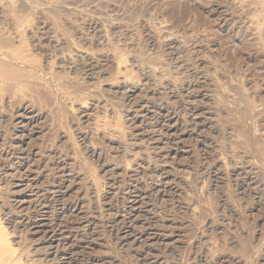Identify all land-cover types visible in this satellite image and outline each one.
<instances>
[{
  "label": "rangeland",
  "instance_id": "obj_1",
  "mask_svg": "<svg viewBox=\"0 0 264 264\" xmlns=\"http://www.w3.org/2000/svg\"><path fill=\"white\" fill-rule=\"evenodd\" d=\"M0 35V264H264V0H0Z\"/></svg>",
  "mask_w": 264,
  "mask_h": 264
},
{
  "label": "bare ground",
  "instance_id": "obj_2",
  "mask_svg": "<svg viewBox=\"0 0 264 264\" xmlns=\"http://www.w3.org/2000/svg\"><path fill=\"white\" fill-rule=\"evenodd\" d=\"M4 28V27H3ZM5 31H7V30H5L4 29V33H5ZM11 31V30H10ZM22 31V30H21ZM8 33V32H7ZM2 34V33H1ZM1 36V35H0ZM15 39V38H14ZM7 40H9L8 38H7ZM6 39H4V43H1V42H3V41H0V64L1 65H5L6 64V62L8 63V65L7 66H5V67H2V68H0V85H3V86H5V85H8L9 84V82H10V84H11V81L13 82V80L14 79H16V78H18L17 76L18 75H20L19 74V71H20V73H21V70H19V69H17L15 66L17 65L16 63H14V64H11L10 65V63H11V61H14V60H18V61H24L23 63H26V61H27V63H30V62H28V57L30 56L29 54H28V56H26V55H24L23 54V52L22 51H24V50H18V49H16V48H20V47H14V46H12L11 44H10V42H11V39H10V42H8V41H6ZM14 41V40H13ZM19 42H21V41H19ZM12 44H13V42H12ZM14 45V44H13ZM17 45V44H16ZM14 47V48H13ZM25 47V46H24ZM23 47V48H24ZM27 52H29V50L27 51ZM11 60V61H10ZM32 60V59H31ZM10 62V63H9ZM15 62V61H14ZM19 64V63H18ZM20 65H22V63L20 64ZM27 64H25V66H26ZM30 66H31V64H29ZM18 67V66H17ZM32 67V66H31ZM36 67V66H35ZM22 68H24L23 66H22ZM28 68V67H27ZM19 70V71H18ZM24 70V69H23ZM28 70H30V69H28ZM33 70V69H32ZM76 70V69H75ZM33 71H35V70H33ZM28 71L26 70V73H27ZM37 72V71H36ZM39 72V71H38ZM41 72V71H40ZM30 73V72H29ZM24 74V73H23ZM31 74H32V72H31ZM34 74V73H33ZM25 76V75H24ZM36 77V76H35ZM38 78V77H37ZM46 78V77H45ZM56 78V77H55ZM24 79H27V78H25L24 77ZM23 79V80H24ZM35 79V78H34ZM41 79V78H40ZM53 79H54V77H53ZM42 81H43V79H41ZM57 80V79H56ZM17 81V80H16ZM18 81H19V79H18ZM20 81H21V78H20ZM27 81H28V79H27ZM27 81H25L26 83H28ZM16 83V82H15ZM30 83H31V81H30ZM29 83V84H30ZM16 86H17V84H15ZM31 85V84H30ZM8 86H11V85H8ZM27 87H28V85H27ZM1 88V87H0ZM8 88H11L12 89V87H8ZM7 88V89H8ZM26 89H28V88H26ZM3 90V89H2ZM4 91H5V89H4ZM7 91H9V90H7ZM6 91V92H7ZM12 92V91H11ZM11 92H9V94L11 93ZM26 93V92H25ZM4 95V94H3ZM11 95V94H10ZM17 96H19V95H17ZM26 96V95H25ZM6 103V102H5ZM15 104V103H14ZM12 106H14V105H12ZM7 108V107H6ZM9 111V110H8ZM16 111V110H15ZM153 174L155 175V176H158L159 175V173H157V172H153ZM161 177V176H160ZM145 182V181H144ZM151 185V184H150ZM158 185V184H157ZM145 186V185H144ZM148 186V185H147ZM146 186V187H147ZM154 187V186H153ZM145 188V187H144ZM140 189V188H139ZM146 189V188H145ZM158 189V187H154V189H150L151 191H153L154 193H156L157 190ZM159 190V189H158ZM137 191V190H136ZM142 190H140L139 192H141ZM148 191V190H147ZM150 191V192H151ZM164 193V192H163ZM118 208V207H117ZM122 213V212H121ZM125 213H126V211H125ZM127 215V214H126ZM129 216V215H128ZM126 217V216H125ZM122 220H124V219H122ZM124 222L125 221H123L122 222V224H124ZM120 229V228H119ZM3 230V229H2ZM124 237V236H123Z\"/></svg>",
  "mask_w": 264,
  "mask_h": 264
}]
</instances>
